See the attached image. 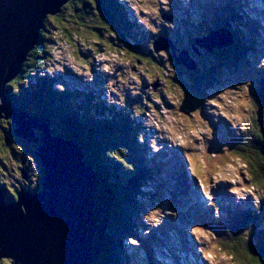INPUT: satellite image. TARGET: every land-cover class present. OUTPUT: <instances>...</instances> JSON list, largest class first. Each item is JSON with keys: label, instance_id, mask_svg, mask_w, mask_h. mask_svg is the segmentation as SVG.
<instances>
[{"label": "rangeland", "instance_id": "obj_1", "mask_svg": "<svg viewBox=\"0 0 264 264\" xmlns=\"http://www.w3.org/2000/svg\"><path fill=\"white\" fill-rule=\"evenodd\" d=\"M69 1L67 0L65 4ZM77 1L70 3L69 6L81 18V7ZM117 1L122 4L120 8L123 14L118 16L117 26L118 30L122 32L119 34L110 28L103 31V29L97 30L93 25L86 26V23L93 21L95 16L93 17L92 14L86 18L84 26L75 24L76 15L69 16L67 14L64 20L68 22L66 25L68 30L61 28L65 24L63 18L60 20L55 18L54 23L48 21L45 35L49 36L51 45L47 46L46 42L48 63L45 66L48 67L50 75L47 74V76L54 89L76 91L78 87H81L82 93H85L83 98L89 99L91 96L93 99L92 102L87 100V104L95 112L103 107L113 108L108 113L107 120L113 119L117 122L125 120L126 115L123 116L119 113L123 109L124 114L126 112L131 114L133 120H130L129 123L132 130L137 133V142L141 143L142 138L148 143L146 147H141L142 150L138 153L141 156L136 154L134 145H127L128 148L125 145H117L120 149V153L117 155L125 160L127 165L135 168V161H139L141 158V161H145L141 166H136L138 179L141 180L138 193L136 192L135 199H133L141 205L140 208L144 215L138 216V222L143 228L140 229L137 221L133 222L132 224L136 223L137 240L130 242L122 238V240H118L119 247L114 244L115 247H118L119 257H123V264H146L145 259L148 252L153 255V264H173L174 261L176 264H257L255 253L258 254L257 251H261V254L264 255V215L263 220L260 218L256 222L249 221L252 224L249 226L243 219L245 211H241L240 206H243V203L247 201L264 199V183L255 184L254 179L249 180V163L245 164L242 162L244 160L238 159L233 154V149L224 146V141L219 144V140L224 139L223 132L215 134L210 130V127L212 122L221 127H228L235 138L246 125L247 120L248 123L251 122L255 106L252 99L253 94L249 93L248 87L251 84L254 85L258 75L264 71V39H261L264 31L255 26L257 34H253L251 38L257 40V43L255 41L254 50L241 60L242 55H237L238 40L250 44V38L243 27L246 16L240 10L241 14L237 12L240 19H236L234 16L233 19L228 18L227 21V27L235 32L236 45L230 48L216 49L217 52L214 51L211 54H208L206 50L201 52L199 48L190 49L189 53L193 56L192 60L196 69L185 68L184 70L182 66L174 63L166 41L158 43V48L166 47V50L155 51L150 46L153 38L165 36L179 48H188L192 42L191 39L201 38L207 31L214 30V25L222 27L223 24H226L224 17L216 18L215 13L218 9L212 8L207 11L204 9L206 4L211 3V7L223 8L232 2L230 0ZM234 5H236L235 0L233 5L228 7L233 9ZM164 12L166 15L173 16L172 23L168 18L163 21ZM96 26H98L97 23ZM89 27L93 28V33L87 29ZM103 28L107 29V25ZM240 33L242 39L238 38ZM257 36L258 39H256ZM38 37L40 38L39 35ZM100 39L110 47L107 49L101 46L98 43ZM169 40L167 41L169 42ZM222 54L226 57L223 59L225 63L221 60ZM94 67L101 71V76L105 75L106 77V79H102L101 84L105 92V99L103 90L93 85L95 78H91V75ZM60 71V76L52 75ZM46 73L47 71L44 75ZM36 77L37 75L29 73L27 80L23 79L19 84L24 96L26 98L28 96L25 108L29 112H32L34 101L28 93H31V88L38 86L32 85L36 82ZM71 77L76 78L72 84L69 83ZM23 82L27 83V85L24 84L26 89ZM145 85V90H142ZM154 85L156 86L154 87ZM154 91L160 93L161 100L152 98L153 94L151 93ZM145 97L146 100L149 98L154 103V107L146 102ZM78 103L84 104L82 101H78ZM230 124L234 128H231ZM14 128L15 125L10 118L6 120L0 118V147L2 141H5V136L9 139L8 131L12 130L13 133ZM148 128L152 129L154 133L148 132ZM34 130L36 134H41L37 129ZM208 131L210 132L208 133ZM204 134L211 135V139H214L213 142L209 141L208 137H204ZM11 136L14 137L12 139L16 143L10 145L11 149L2 147V151L0 150L1 158L7 162L8 170H10L9 175L4 173H0V175H4L5 182L11 190L20 191L19 177L24 179L23 176H29L31 177L29 180L32 182V180H36L41 168L40 164L36 165L33 162L34 157L29 152L28 144L30 143L19 142L15 139L14 133ZM237 140L238 138L233 139V141ZM163 145L166 146L165 150L175 157L177 152L170 150L180 146L182 148L194 147L195 154L191 159L196 160L204 170L221 176L230 172L233 175L227 179L233 178V186L240 183L242 188L235 191L234 199L236 200L232 201L233 205L229 206V215L236 218L234 222L238 221V218L241 219L243 228L239 234H236V239L231 241L230 248L220 247V237L217 232L215 235L212 230H197L191 227L185 218L179 219L171 231L165 232L164 229L163 232L161 231L160 220L176 214L174 212L175 204L182 199L171 188H157L156 184L160 185L165 180L162 179V176L167 174L166 177L169 179L171 170L181 172L186 183L190 182L195 186L190 179L192 175L188 168L180 165L175 157L172 156L171 159L166 156L164 161H160L161 158L156 159L159 157L156 156L157 150ZM31 150L37 151L35 148ZM160 156L163 157V154ZM16 160L22 163L20 173L16 169ZM184 160L185 155L180 158L179 162ZM117 175L113 172L110 173L111 179L114 178L116 185L124 187L119 183ZM252 176L254 177V175ZM205 180L209 181L210 177H205ZM35 182L34 186L38 187V180ZM211 184L209 188H211ZM215 184H212V188L215 187ZM182 186L184 187V185ZM193 189L196 192L200 191V187L197 186ZM125 190H122L124 197L128 194ZM0 194V196L9 197L8 189L5 186L4 189H0ZM236 206L238 207L237 212L234 209ZM218 222V217H215L210 222V228L216 230L220 226L217 224ZM149 224L151 229L147 230ZM154 229L156 233L151 232ZM184 233L187 235H183ZM185 237L188 242H191L190 245L185 243ZM242 238H248L254 243L253 247L256 249L254 255L248 252L249 248L245 249L246 245ZM195 243L201 248L200 253L204 263L200 262V258L198 259V252L195 254L191 252L192 244ZM137 245H141L143 250L133 252ZM228 254H232V258ZM0 261L9 263L6 258H0Z\"/></svg>", "mask_w": 264, "mask_h": 264}, {"label": "trees", "instance_id": "obj_2", "mask_svg": "<svg viewBox=\"0 0 264 264\" xmlns=\"http://www.w3.org/2000/svg\"><path fill=\"white\" fill-rule=\"evenodd\" d=\"M74 1L76 0H70L69 3L62 6L55 15L46 16L43 22V27L46 29L40 31L39 41L28 54L19 75L6 85L5 93L14 109L22 111L28 116L36 117L37 120L47 126L50 134L56 137L58 135H65L80 147L83 163L93 169L97 179L95 204L93 208L95 234L91 250V264H123L124 259L122 256L119 257L118 253V240H122L124 234H127L130 239L133 238L132 236L134 232L132 231V228L136 226V223H132L135 221L138 222V216H141V205H139L137 201H133V199H135L136 192L140 188L141 180L138 179L139 177L136 173V166H141V164H143L142 162H145L144 160L141 161L142 158L139 161H135L134 168L133 166L127 165L125 163L126 161L122 160L117 155L120 153V149H118L117 145L120 146L121 144L125 145V147H127V145H134V148L137 151L136 154L141 156V154H138L142 149L136 140L137 133L132 130L129 123L130 120H133V116L127 113L129 117L126 116V119H123L124 121L120 120L117 122L113 119H106L107 113L113 110V108L108 109L103 107L95 112V110H92L93 108L86 103L76 106L74 104L75 96L72 93L54 89L51 85V80L47 74L44 75L45 71L43 70L46 68V59L48 58L46 42L48 43L47 46L51 45V41L48 38L49 36L45 35V31L48 29L47 22L52 21V23H54L56 20L55 18H58L59 20L63 18L64 20L67 14L69 16L76 15L74 10H72L73 8L71 9V6H69V4L74 3ZM77 3L80 4L81 7V18L78 17L79 15H76L77 18L75 24L84 26L87 21L86 18L92 14L93 17H95L92 22L88 24L86 23V26L93 25L97 30L103 29V31L110 28L119 34L118 26L116 27V21L118 25V16L119 14H123L116 0H78ZM76 9L79 10V8ZM64 21L65 24H63L61 28L68 30L69 28L66 26L68 22L67 20ZM96 23L98 26H96ZM102 25H107V29L103 28ZM223 27L229 29L227 25H224ZM55 29L57 30V28ZM87 29L93 33L92 27ZM229 30L232 31L231 29ZM241 37L242 35L240 33L238 38L241 39ZM231 40L232 45L228 46L229 48L236 44L235 39L231 38ZM98 43L104 48L108 49L110 47V45H106L102 42L101 39L98 40ZM241 49L243 48L238 47L237 54L239 56L244 53V49ZM216 52L217 51H215V53ZM221 56V60L226 58L224 54ZM223 63H225L224 60ZM29 73L37 75L36 81L38 82V86L31 88V93H28L34 101L32 112H29V110L25 108L28 96L27 98L24 96L19 86L23 79L27 80ZM24 84L27 85V83L23 82V85ZM152 94V98H162L160 93L155 92ZM252 99L254 100L255 106L253 118L246 128V133L243 138L239 137L238 140L235 141L239 143L234 144L233 154H235L238 159L244 160L242 162H245V164L249 163V180L254 179V183L257 184L264 183V82L260 81L259 87L254 90ZM89 101L92 102V99H89ZM146 102L149 105H152L149 100H146ZM123 112L125 111L120 110L119 113L125 116ZM8 132L10 133L9 139H7V136L4 137L5 141H2L1 143V151L2 147L11 149L10 145L12 146V144L16 143V141L12 139L14 137L11 136L13 134L12 130ZM105 136H107V138H104ZM15 139L24 144L27 143L17 136H15ZM28 145L30 148L29 152L34 157L33 162H35L36 165H39L38 159L36 158L37 151L33 152L31 150L34 148L37 150L39 143L32 142ZM1 151L0 173L9 175L10 170H8L7 162L1 158ZM12 156H14V154H12ZM16 161V169L20 173V166L22 163L19 160ZM39 171L42 174L41 169ZM111 172L118 174L117 179L124 187H118L116 185L114 178L111 179ZM40 173L36 176V180H38L39 183L38 187L34 186L36 183L35 179L31 182L29 180L31 177L25 176V180L20 179L19 177V188L28 189L30 191L38 190L41 182ZM252 175H254V177ZM5 179L4 175H0V189H4L5 186V188L8 189L9 200L14 199L17 189L11 190L10 186H7ZM123 189H126L125 191L128 192L125 197L122 193ZM4 199L8 200L7 196H5ZM253 215L258 217L259 212L253 213ZM138 224L140 225L139 222ZM241 226V221H236L228 226L229 230L226 227L223 230H217V233L219 234L218 236L220 237V247L230 248L229 245H231L232 240L236 239V234H239ZM242 241L246 245L245 249L248 250L247 248H249L250 250L248 252L254 255L256 251L255 247H253L254 243L251 240H248V238H242ZM114 244L118 247H115ZM257 253L258 254L255 253L254 255L257 258V264H264V255L261 254V251H257ZM228 255L232 257V254ZM2 262H5V264H11L10 261L9 263L7 261H0V264H2Z\"/></svg>", "mask_w": 264, "mask_h": 264}, {"label": "water", "instance_id": "obj_3", "mask_svg": "<svg viewBox=\"0 0 264 264\" xmlns=\"http://www.w3.org/2000/svg\"><path fill=\"white\" fill-rule=\"evenodd\" d=\"M66 1L0 0V118L11 119L16 136L39 143L36 158L42 171L38 190L21 188L10 200L0 196V258L11 264L92 263L95 174L74 142L53 137L44 123L14 109L5 93L37 43L44 19ZM220 36L213 33L196 43L212 52L230 43ZM154 49L162 48L155 43ZM173 58L188 70L195 68L187 52Z\"/></svg>", "mask_w": 264, "mask_h": 264}, {"label": "bare ground", "instance_id": "obj_4", "mask_svg": "<svg viewBox=\"0 0 264 264\" xmlns=\"http://www.w3.org/2000/svg\"><path fill=\"white\" fill-rule=\"evenodd\" d=\"M236 1H237V0H236ZM253 3H254L255 5H252V7H251L250 9H255L254 7L257 5V4H256V1L253 2ZM257 6H258V9H259V11L261 12V15H262V11L260 10V9H261L260 6H259V5H257ZM253 28H254V32H253V34H257V28L255 27V25L253 26ZM261 30H263V29H261ZM263 31H264V30H263ZM259 33H261V32H259ZM253 34H252V35H253ZM252 35H251V36H252ZM223 38H224V41L227 40V38H230V39H229L230 43H228L227 46H225V47H228V46L232 45L231 36H229V35H228L227 37L223 36ZM256 39H258V36L256 37ZM229 41H228V42H229ZM222 48H224V47H222ZM222 48L220 47V49H222ZM213 49H214V48H213ZM216 49H218V48H216ZM214 50H215V49H214ZM214 50H213V51H214ZM213 51H212V52H213ZM212 52H211V53H212ZM191 61L193 62L192 59H191ZM193 64H194V67H195L193 70H195V69H196L195 63L193 62ZM238 138H239V137H238ZM25 141H26V140H25ZM26 142H27V141H26ZM76 145H77V144H76ZM78 148H79V151L81 152L79 146H78ZM178 163H179V162H178ZM87 166H88V165H87ZM88 168H90V169L92 170V172L94 173L93 169H92L90 166H88ZM94 174H95V173H94ZM192 178H193V177H192ZM95 179H96V174H95ZM96 181H97V179H96ZM182 185H184V187H185L186 189H190L189 186H188V184L186 183V181H185V179H184L183 177L181 178V186H182ZM220 185H221V181L217 182V183L215 184V187L220 186ZM194 187H195V186H194ZM215 187H214V188H215ZM194 190H195V189H194ZM141 228H143V226H141L140 229H141ZM138 229H139V228H138ZM143 239H144V238H143ZM185 243L188 244V242L186 241V237H185ZM195 251H196V253H197V249H196V248H195Z\"/></svg>", "mask_w": 264, "mask_h": 264}, {"label": "flooded vegetation", "instance_id": "obj_5", "mask_svg": "<svg viewBox=\"0 0 264 264\" xmlns=\"http://www.w3.org/2000/svg\"><path fill=\"white\" fill-rule=\"evenodd\" d=\"M35 136H36L37 139H39V138L41 137V134H36V133H35ZM17 137H18V136H17ZM19 138H20V137H19ZM22 140L25 141V139H22ZM25 142H26V141H25Z\"/></svg>", "mask_w": 264, "mask_h": 264}, {"label": "clouds", "instance_id": "obj_6", "mask_svg": "<svg viewBox=\"0 0 264 264\" xmlns=\"http://www.w3.org/2000/svg\"><path fill=\"white\" fill-rule=\"evenodd\" d=\"M35 46V45H34Z\"/></svg>", "mask_w": 264, "mask_h": 264}]
</instances>
